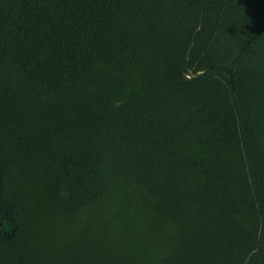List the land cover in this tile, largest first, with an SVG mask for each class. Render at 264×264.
I'll return each instance as SVG.
<instances>
[{"label": "trees", "instance_id": "obj_1", "mask_svg": "<svg viewBox=\"0 0 264 264\" xmlns=\"http://www.w3.org/2000/svg\"><path fill=\"white\" fill-rule=\"evenodd\" d=\"M23 169L154 264H264V0H0V255Z\"/></svg>", "mask_w": 264, "mask_h": 264}, {"label": "rangeland", "instance_id": "obj_2", "mask_svg": "<svg viewBox=\"0 0 264 264\" xmlns=\"http://www.w3.org/2000/svg\"><path fill=\"white\" fill-rule=\"evenodd\" d=\"M190 74L194 75V72ZM23 172L19 178L22 182L19 194L26 213L30 216L29 231L18 244L0 255V264H113L109 255L104 258L106 253H113L121 248L128 253L130 247H133L140 255V247L148 243V240H152L155 247L147 251L146 255L142 251L144 256L142 254L137 263L157 262V257H148L160 252L157 238L142 242L132 237L125 241L129 234L122 231L124 225L111 221V226L104 223L103 219L104 225L101 221L92 220L94 211L78 213L70 219L52 215L46 205L44 181L38 180V184L34 185L35 175L30 173L27 176L24 169ZM120 241L124 247L115 246ZM119 263L125 264V261Z\"/></svg>", "mask_w": 264, "mask_h": 264}]
</instances>
